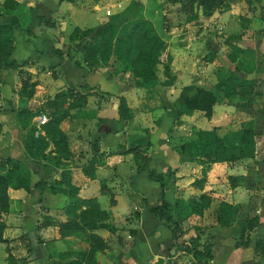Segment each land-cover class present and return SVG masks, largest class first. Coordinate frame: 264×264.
<instances>
[{"label":"crops","instance_id":"0c3cea01","mask_svg":"<svg viewBox=\"0 0 264 264\" xmlns=\"http://www.w3.org/2000/svg\"><path fill=\"white\" fill-rule=\"evenodd\" d=\"M4 1L0 0V20L15 27L12 58L34 61L22 72L4 71L0 83L4 128L0 174L12 167L8 158L17 159L27 166L32 184L30 190H8L10 209L0 210L6 239L0 241V264H54L61 252L89 248L83 233L62 235L70 199L36 186L39 181H45L46 187L62 181L64 172L79 189L78 197L96 198L108 214L103 221L109 227L94 230L108 244L96 255L98 264L192 261L191 254L175 251L170 229L152 213L160 197L171 203L176 218L182 221L186 242L196 235L198 226L214 236V264H264V254L256 252L257 242L264 241V0H226L223 8L213 10H207L203 0H16L19 6L14 10L4 9ZM39 16L51 22H42ZM142 19L151 20L168 44L162 61L171 56V86L163 85L167 76L162 64L157 80L136 86L123 48L109 65L96 70L78 67L70 58L60 64L52 54L55 48L75 45L70 34L76 28H99L113 22L118 27L116 37H122ZM222 33L225 39L220 37ZM123 44L127 46L126 41ZM224 60L235 68L234 87L224 79L234 93L232 102H218L211 118L203 111L188 115L179 100L182 88L194 83L215 87L197 78L223 66ZM25 79L36 84L30 99L21 95ZM85 85L87 89H83ZM69 88L89 92L88 102L81 110L72 109V115L60 125L68 135L71 158L56 167L38 155L39 140L25 142L26 130L20 126L17 111L22 107L37 111ZM119 97H124L130 108V119L124 123L120 122ZM39 115L33 120L36 125ZM241 128L255 130V158L213 163L203 185L194 184L204 177L207 166L202 157L180 155L177 147L189 140L201 141L205 134L224 136ZM39 134L45 132L40 129ZM147 143L150 169L156 173L173 169L176 173L175 182L167 189L162 190L161 183L141 168L142 159L122 153ZM52 150L50 143L45 153L53 157ZM93 159L101 163L91 177L85 169ZM230 176L240 178L238 186L231 185ZM203 193L211 197V204L204 211H194L190 200ZM222 203L230 204L232 212L220 218ZM255 215L260 221L251 232L250 244L240 246L246 220Z\"/></svg>","mask_w":264,"mask_h":264},{"label":"trees","instance_id":"16d2710c","mask_svg":"<svg viewBox=\"0 0 264 264\" xmlns=\"http://www.w3.org/2000/svg\"><path fill=\"white\" fill-rule=\"evenodd\" d=\"M199 1V0H190ZM204 7L207 10L214 8H223L226 5V0H203ZM19 6L16 0H5L3 8L6 10H14ZM1 16V15H0ZM40 21L50 23L46 17L39 16ZM1 19V18H0ZM118 27L113 22H109L99 28H76L70 34V41L75 45H69L65 48H55L52 52L57 56L61 64L66 58L74 59L78 67H86L89 70L110 64L114 55L119 53V49L123 48L126 53V62L132 71L136 86H144L157 80V70L160 64L164 67V73L167 76L164 86H171L174 83V78L171 75V56L167 62L162 61V56L166 51L168 44L166 40L158 33L155 25L149 19H142L133 23L124 36L116 37ZM123 41L127 42L124 47ZM15 51V27L9 23H3L0 20V83L3 82L2 73L6 70H20L30 65L34 60L32 58L24 61H17L12 58ZM36 84L28 79L23 81L21 95L27 99L32 98L35 93ZM87 89V85L83 87ZM89 92L83 93L80 90L69 88L66 91L59 92L53 99L47 101L46 105L37 111H32L27 107H22L17 111L20 126L26 130L25 142L32 144L36 140L41 142L38 155L48 159L56 167L63 165V159L71 158L70 142L68 135L61 129V123L72 115V109L81 110L88 102ZM234 93L230 87L224 82L222 77H218V82L213 88L206 87L200 84H190L184 86L181 90L179 100L185 107V112L188 115L196 111H203L208 118H211L214 113V107L218 102H232ZM120 106V122L124 123L130 119V108L124 97H119ZM46 112L49 120L41 126L45 132L44 135H36L38 127L33 123L34 118ZM3 124L0 122V136L3 134ZM54 145V150L48 156L45 151L50 146ZM148 146L135 145L131 149H124L122 153H133L137 158L143 160L142 169L149 171L152 180L161 183L162 190L167 189L172 182H175L176 173L173 169H169L165 173H156L150 169V157L148 155ZM180 155L191 157H202L206 164L204 169V177L197 180L194 184L203 185L207 169L211 164L216 162H236L238 160L255 158L257 150L256 133L251 128H241L231 130L224 136H210L205 134V138L199 140H189L180 144L176 149ZM100 154V153H97ZM104 156L105 154H100ZM12 163V167L6 172L0 174V210L8 212L10 209L9 188L30 190L32 187L31 180L28 175L27 166L20 160L7 159ZM101 162L93 159L86 167L85 171L91 177L95 176L96 167ZM242 178V177H241ZM239 177L230 176L229 180L233 187L238 186ZM37 187L49 188L54 194H64L70 202L66 205V212L69 215L68 221L61 225V232L64 236L83 233L89 242L87 250L78 252H61L59 260L54 264H98L97 253L104 252L108 248L105 240L94 233V230L109 227V223L104 220L108 217L106 211H102L100 204L96 198L81 199L78 197L79 189L75 187L70 180L67 172L63 173L62 181L55 180L48 187L45 181H39ZM105 185H103V189ZM191 205L194 211H204L211 204V197L207 193L201 194L199 197L191 198ZM86 205V209L81 210L82 206ZM80 210V211H79ZM79 211V212H78ZM152 213L160 220L162 224L167 226L174 240L175 251H184L193 256L196 264L198 261L213 263V239L214 236L208 233L204 227H196V235L189 239V242L184 240L186 231L180 219L176 218L171 203L160 197L159 204L151 208ZM223 215L232 212V206L227 203H222L219 207ZM222 216V217H221ZM244 233L241 236L239 245L248 246L250 244L251 232H253L259 224V215L251 216L246 220ZM5 227L4 223L0 222V241L5 242L2 231ZM257 254H264V241L259 240L256 245ZM174 264V262H173Z\"/></svg>","mask_w":264,"mask_h":264},{"label":"rangeland","instance_id":"374dc122","mask_svg":"<svg viewBox=\"0 0 264 264\" xmlns=\"http://www.w3.org/2000/svg\"><path fill=\"white\" fill-rule=\"evenodd\" d=\"M220 37H221L222 39H225L223 33L221 34ZM209 53H210V52H209ZM221 63L223 64V66H216V67H214V68L210 71L209 74H204V75L198 77L197 80L203 78V79L205 80V84L210 85V86H213V85L215 86V85L217 84V82H218V77H222L223 80H224V79H225V80H226V79L229 80L228 82H229L230 84H232L233 87H234V83H232V82H233V77H232V75H233V73L235 72L234 65L232 64V65L228 66V62H227V60H226V61L224 60V61H222ZM229 64H231V63H229ZM231 70H232V71H231ZM125 180H126V179H125ZM126 182H127V181H126ZM125 184H126V183H125ZM192 262H195V260L192 259V261L188 262L187 264H191ZM198 263L201 264L200 261L196 262V264H198Z\"/></svg>","mask_w":264,"mask_h":264},{"label":"built area","instance_id":"2783aa9c","mask_svg":"<svg viewBox=\"0 0 264 264\" xmlns=\"http://www.w3.org/2000/svg\"><path fill=\"white\" fill-rule=\"evenodd\" d=\"M37 127H38V130L36 131V135H38L40 133V129H41V126H43L44 124H46L49 120L47 114L45 113H41L37 118Z\"/></svg>","mask_w":264,"mask_h":264},{"label":"water","instance_id":"95a60500","mask_svg":"<svg viewBox=\"0 0 264 264\" xmlns=\"http://www.w3.org/2000/svg\"><path fill=\"white\" fill-rule=\"evenodd\" d=\"M205 263H207V261Z\"/></svg>","mask_w":264,"mask_h":264}]
</instances>
